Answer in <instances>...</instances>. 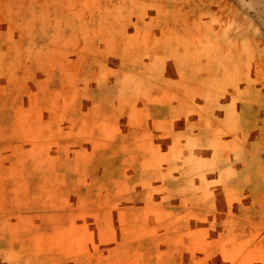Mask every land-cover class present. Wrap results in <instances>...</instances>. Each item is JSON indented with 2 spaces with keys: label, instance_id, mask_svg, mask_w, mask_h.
Here are the masks:
<instances>
[{
  "label": "rangeland",
  "instance_id": "1",
  "mask_svg": "<svg viewBox=\"0 0 264 264\" xmlns=\"http://www.w3.org/2000/svg\"><path fill=\"white\" fill-rule=\"evenodd\" d=\"M0 264H264V0H0Z\"/></svg>",
  "mask_w": 264,
  "mask_h": 264
}]
</instances>
